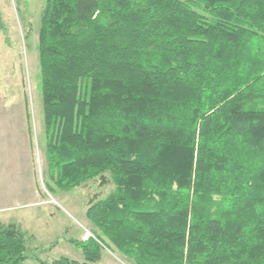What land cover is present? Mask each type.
<instances>
[{"label":"trees","instance_id":"trees-1","mask_svg":"<svg viewBox=\"0 0 264 264\" xmlns=\"http://www.w3.org/2000/svg\"><path fill=\"white\" fill-rule=\"evenodd\" d=\"M37 57L50 179L113 186L41 264H264V0H45Z\"/></svg>","mask_w":264,"mask_h":264},{"label":"rangeland","instance_id":"rangeland-1","mask_svg":"<svg viewBox=\"0 0 264 264\" xmlns=\"http://www.w3.org/2000/svg\"><path fill=\"white\" fill-rule=\"evenodd\" d=\"M44 1L0 0V226L23 232L25 264L83 262L80 242L95 238L89 200L113 186L90 181L65 191L47 172L37 57ZM97 264L133 263L103 248Z\"/></svg>","mask_w":264,"mask_h":264},{"label":"built area","instance_id":"built-area-1","mask_svg":"<svg viewBox=\"0 0 264 264\" xmlns=\"http://www.w3.org/2000/svg\"><path fill=\"white\" fill-rule=\"evenodd\" d=\"M89 236H90V234L88 233V234H86V238H89Z\"/></svg>","mask_w":264,"mask_h":264}]
</instances>
